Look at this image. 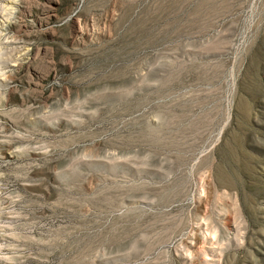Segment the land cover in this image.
Returning <instances> with one entry per match:
<instances>
[{"label": "rangeland", "instance_id": "obj_1", "mask_svg": "<svg viewBox=\"0 0 264 264\" xmlns=\"http://www.w3.org/2000/svg\"><path fill=\"white\" fill-rule=\"evenodd\" d=\"M0 264H264V0H0Z\"/></svg>", "mask_w": 264, "mask_h": 264}]
</instances>
